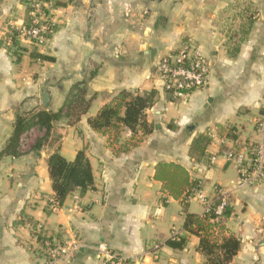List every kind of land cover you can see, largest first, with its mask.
Returning <instances> with one entry per match:
<instances>
[{"label":"crops","instance_id":"1","mask_svg":"<svg viewBox=\"0 0 264 264\" xmlns=\"http://www.w3.org/2000/svg\"><path fill=\"white\" fill-rule=\"evenodd\" d=\"M29 1L0 0V152L17 113L45 109L44 90L47 109L57 112L73 86L86 80L92 103L77 124H54L59 142L50 138L34 150L44 136L37 127L22 137L19 157H0V264H49L47 243L78 246L70 262L56 264H102L100 245L141 264H208L199 238L183 230L181 200L155 178L160 162L183 166L199 182L191 214L204 212L201 198L210 201L217 187L227 191L235 214L215 235L241 238L230 264H264V181L239 188L236 166L219 157L218 142L227 137L239 151L256 141L255 120L264 106V0H54L55 33L44 42L20 32L28 24ZM184 45L209 60L210 83L173 101L155 64ZM153 90L158 96L146 112L151 135L132 140L125 130L115 141L88 124L121 91ZM207 134L211 142L201 158L191 147ZM58 148L69 162L85 152L96 187L74 193L62 207L52 202L48 168ZM230 168L236 179L227 174ZM174 235L188 238L184 250L165 245Z\"/></svg>","mask_w":264,"mask_h":264},{"label":"trees","instance_id":"2","mask_svg":"<svg viewBox=\"0 0 264 264\" xmlns=\"http://www.w3.org/2000/svg\"><path fill=\"white\" fill-rule=\"evenodd\" d=\"M31 14L32 7L29 1L28 22L31 20ZM15 38L16 34H13L12 39ZM37 58L43 61L54 60L44 55H38ZM95 74L96 72L91 73V78ZM87 84L88 82L84 80L74 85L62 108L57 112L32 109L17 113L13 133L0 152V157H19L22 137L34 128L38 127L44 131V136L34 146V150L39 151L50 138H53L55 123L65 119L69 125L77 124L91 108L92 100L87 97ZM157 96L158 92L154 90L143 95L121 91L110 103L104 105L95 117L89 118L88 124L97 132L111 133L115 141H118L125 130L132 133V140H135L139 133L149 136L153 132V125L147 121L146 112L154 106ZM172 100L180 99L172 97ZM231 131L229 137H233ZM60 140L61 136L53 138V142ZM210 142L211 138L208 134L201 135L193 141L191 151L203 158ZM48 168L55 207H62L67 198L76 192L83 195L96 189L92 167L83 150L78 152L74 161L69 162L61 155L58 148L50 155ZM155 178L164 184L163 188L173 198L181 200L185 216L183 230L199 238L198 250L206 257L207 263L230 264L241 250L242 240L233 234H221L218 238L215 233L224 231L227 221L235 214L231 195L225 196L226 205L219 213L218 208L224 197L221 193L222 188L217 187L215 196L208 200L210 208L204 207V212L200 215L191 214L188 207L201 190L199 182L191 181L188 171L183 166L166 162L158 163ZM165 245L173 250H184L188 245V238L174 235Z\"/></svg>","mask_w":264,"mask_h":264},{"label":"built area","instance_id":"3","mask_svg":"<svg viewBox=\"0 0 264 264\" xmlns=\"http://www.w3.org/2000/svg\"><path fill=\"white\" fill-rule=\"evenodd\" d=\"M32 7L31 20L21 30L23 37L38 42H44L55 33V22L50 16V10L54 0H30ZM131 9H126V15ZM156 74L161 82L162 89L174 99H183L192 93L203 90L210 83L209 60L194 49L191 45H184L181 49L163 55L155 64ZM256 141L248 148L239 151L234 150L228 143L227 137L218 138L222 147L219 157L227 163L236 166L239 175V188L254 185L264 181V106L259 117L255 120ZM216 161L213 157L212 163ZM220 213L226 205L227 191L222 190ZM199 194V193H198ZM206 209L210 208L207 199L201 198ZM54 203V200H52ZM49 264H56L59 261L70 262L77 252L78 246L75 243L64 245L47 243ZM97 259L102 264H141V262L113 251L109 248L98 246Z\"/></svg>","mask_w":264,"mask_h":264},{"label":"water","instance_id":"4","mask_svg":"<svg viewBox=\"0 0 264 264\" xmlns=\"http://www.w3.org/2000/svg\"><path fill=\"white\" fill-rule=\"evenodd\" d=\"M149 54H150L151 58L154 60V58L156 56V51L153 50ZM48 104H49V93L47 92V90H44V93H43V103H42V105H43V107L45 109H47L48 108Z\"/></svg>","mask_w":264,"mask_h":264},{"label":"rangeland","instance_id":"5","mask_svg":"<svg viewBox=\"0 0 264 264\" xmlns=\"http://www.w3.org/2000/svg\"><path fill=\"white\" fill-rule=\"evenodd\" d=\"M229 177H232L233 179H236V171L233 168H230V170L227 172ZM199 203V202H198ZM198 203H195V205H198Z\"/></svg>","mask_w":264,"mask_h":264}]
</instances>
